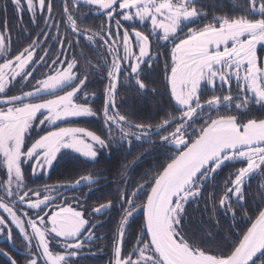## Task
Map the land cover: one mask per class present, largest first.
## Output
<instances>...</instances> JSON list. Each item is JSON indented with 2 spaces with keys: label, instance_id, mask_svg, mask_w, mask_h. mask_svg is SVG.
I'll return each mask as SVG.
<instances>
[{
  "label": "snow or ice",
  "instance_id": "obj_1",
  "mask_svg": "<svg viewBox=\"0 0 264 264\" xmlns=\"http://www.w3.org/2000/svg\"><path fill=\"white\" fill-rule=\"evenodd\" d=\"M231 2V13L216 14L213 4L210 14L202 0H62L58 22L54 0H5L0 9V171L5 174L0 180V238L15 244L16 230L23 264H77L85 248L91 253L92 245L102 239L88 216L111 215L112 209L119 219L108 264H264V207L254 219L244 209L250 226L231 243L211 232L197 235L188 226V205L199 203L208 182L225 167L233 171L218 209L231 213L233 220V204L244 208L246 182L257 174L264 179V67L258 63V45H264V0ZM81 4L103 14L107 22L82 28L83 20L78 23L76 16ZM9 7L19 29L14 54ZM25 14L40 29L35 38ZM50 40L54 46L45 48ZM161 57L171 110L158 122L137 121L121 112L119 88L144 95L145 74ZM41 68L45 72L37 78ZM97 75L107 80L100 110L107 136L77 126L30 136L33 128L98 116L100 111L90 103L95 93L86 90ZM18 84L22 87L12 93ZM209 90L212 94L205 99ZM133 142L148 147L114 166L120 177L115 181L118 199L92 206L87 215L79 199L73 197L81 206L78 210L61 196L85 186L91 190L104 178L100 172L111 168L45 184L46 194L28 187L26 164L33 175H47L68 161L96 163L102 149L124 148L127 156ZM160 149L166 159L129 182L144 158ZM259 188L264 200V183ZM208 200L214 215L215 186ZM140 212L142 221L132 235L129 229ZM0 255L20 264L3 248Z\"/></svg>",
  "mask_w": 264,
  "mask_h": 264
},
{
  "label": "trees",
  "instance_id": "obj_2",
  "mask_svg": "<svg viewBox=\"0 0 264 264\" xmlns=\"http://www.w3.org/2000/svg\"><path fill=\"white\" fill-rule=\"evenodd\" d=\"M62 0H54L56 4V9L54 10L55 20L62 22ZM202 2L207 6V10L210 14L213 12V4H215V13L224 14L231 13L233 10V4L231 0H202ZM5 0H0V9L3 8ZM71 4V0H69ZM84 14L81 16V14ZM235 14H239L238 12ZM76 16L79 17L78 23L80 20H83L81 27L87 26H96L99 27L102 23L107 22V18L103 14H95V11L89 12L86 5L81 4L79 11L76 12ZM4 21V14L0 12V27H2ZM24 22L29 27L30 35L35 38L37 33L40 31L39 28L33 26L29 20L27 14L24 16ZM8 24L12 32V41H13V54L15 53L16 48L19 46L17 41V34L19 29L17 28V20L15 14L13 13L11 7L8 10ZM41 24L43 21L41 20ZM126 24V23H125ZM54 34V28L51 29ZM65 28L61 23L60 32L63 34ZM39 39L43 41L44 37L40 36ZM51 41V40H50ZM48 44H45L44 47L54 46L51 41ZM164 51V49H160ZM71 54V53H70ZM146 81L148 82V91L144 95H138L135 90L126 89L125 87L119 88V94L117 97V103L121 106L120 110L122 113H127L132 116L137 121L145 122H158L162 117L164 111H170L168 97L164 94V61L161 57L160 61L154 64V69L150 73H146ZM106 76V73H105ZM123 82V77H121V83ZM107 83L106 79H102L99 75L95 76L92 81L89 83L88 88L86 89L90 94L95 93V98L93 99L90 95L91 106L100 111L103 106V91L105 84ZM155 87L157 92L154 94L151 89ZM234 88V87H233ZM212 92L209 90L205 95V99L210 96ZM81 99L83 98V93L80 94ZM57 126H77L85 127L88 130L95 131L102 136H107L108 132L104 127L102 111L100 114L95 117H81L71 119L70 121H63ZM41 131L35 132L33 129L30 132L32 138H36ZM46 131V130H45ZM40 132V133H39ZM158 139V137L156 138ZM148 146L140 145L137 142H133L131 152L127 156L125 155V149L120 148H108L107 151H102L99 157L98 162L96 163H87L80 165L72 161L64 162L56 165L49 174L34 176L31 172L30 167H25V176L27 179L28 187L32 189H40L43 193V186L54 185L58 182H63L67 179H76L79 175L87 174L88 172H100L101 169L111 168L110 171H102L100 175L104 177L100 179L99 184L92 186L91 190L88 186L83 187L78 191H70L63 195L67 197V202L72 201L73 197H76L82 202L83 208L86 211V215L91 212V207L95 206L98 203H103L107 199H118L117 194V184L116 180L120 179L118 175L115 174V165H118L121 162L131 161L134 157L144 151ZM163 149L153 152L151 155H148L144 158V161L129 177V182L132 180H139L140 174L150 165L159 164L163 162L166 157L162 155ZM237 164L235 167H239ZM71 170L72 174L69 177L68 173ZM233 171L232 166L225 167L223 170L219 171L215 178L208 182L204 195L200 198L199 203H192L188 205V217H189V227L192 231L196 232L197 235L203 232H211L217 240L222 241L223 238L227 237L229 243H231L232 238H235L241 231L246 230L250 226V219L243 215L244 209H247L251 218L254 219L255 214L259 207H264V200H262V190L259 186L261 183H264V179L260 177L259 174L249 179L245 186V201L244 208H239L236 204H233V207L237 208L236 219L233 220L231 213L225 215L224 211L218 209V200L219 196L222 194L225 181L229 178V173ZM123 187V183L120 185ZM213 186H215L216 199H217V210L213 215V209L211 202L208 200V195L212 191ZM135 187V184L132 185ZM62 197V196H61ZM76 204V203H75ZM78 208L81 206L76 204ZM26 209V208H25ZM24 209V210H25ZM32 213L31 210L28 211ZM93 224H96L95 235L97 237H102V239L96 240L92 245L91 253L88 251L87 247L82 254V258L77 261V264H108V260L111 253V240L114 234L116 222L119 219V216L116 213V209L111 210V215L103 216H88ZM143 214L140 212L137 215L135 222L132 224V227L129 229V232L134 235L140 222L142 221ZM97 221L99 223L97 224ZM130 246V245H129ZM0 248L8 251L15 259H17L20 264H23L24 256L23 251H20L14 248L9 242L5 240H0ZM0 264H10L8 259L3 255H0Z\"/></svg>",
  "mask_w": 264,
  "mask_h": 264
},
{
  "label": "rangeland",
  "instance_id": "obj_3",
  "mask_svg": "<svg viewBox=\"0 0 264 264\" xmlns=\"http://www.w3.org/2000/svg\"><path fill=\"white\" fill-rule=\"evenodd\" d=\"M124 23H126V25L128 24V23H130V22H124ZM114 25H115V21H113V30H115V27H114ZM130 30V29H129ZM185 31H186V29H185ZM55 32H56V29L54 28V34H55ZM134 39V38H133ZM51 42V41H50ZM47 47H49V45L48 46H46L45 48H47ZM263 51H264V45H258V63L261 65V59H262V55H263ZM43 53L41 52V55H42ZM69 58H71V54H69ZM45 72V69H43V68H41L38 72H36L35 73V76L37 77V78H42V73H44ZM33 83H34V81H33ZM22 86L21 85H16L13 89H12V93H17V91H18V89H20ZM233 90H235V83L233 82ZM24 90H29V89H24ZM219 94V93H218ZM73 119H75V118H73ZM63 121H59V122H57V124L59 125L60 123H62ZM37 123H38V121H37ZM57 124L56 125H52V126H49V125H45V126H42V127H40V128H33V129H35V132H38V131H41L40 129H43L44 131H42L39 135H43L46 131H48V130H54L55 129V127H58L57 126ZM59 127H62V126H59ZM32 129V130H33ZM31 130V131H32ZM46 130V131H45ZM38 135V136H39ZM38 136L36 137V138H38ZM33 139H35V138H33ZM102 151H107V149H102L101 150V152ZM26 166H28V167H30V165H25L24 167H26ZM30 169H31V167H30ZM32 172V171H31ZM39 175H44V174H40L39 172L36 174V175H34V176H39ZM5 178V174H4V172L3 171H0V180H3ZM44 194H46V193H44ZM64 199V197L62 196L61 197V201ZM60 201H57V203H59ZM69 204H72L74 207H77L76 206V202L74 201V200H72V201H69L68 202ZM78 208V207H77ZM80 208H78V210H79ZM25 211H29L28 209H25ZM0 212H2V210H0ZM30 215L32 214V213H29ZM6 215V214H5ZM13 235H14V237L16 238V240H15V244H11V243H9V244H11L14 248H16V249H18V250H20V251H23V245H22V242H21V240H20V237H19V235H18V233L16 232V230L13 228ZM0 240H5V241H7L5 238H0ZM8 242V241H7Z\"/></svg>",
  "mask_w": 264,
  "mask_h": 264
},
{
  "label": "water",
  "instance_id": "obj_4",
  "mask_svg": "<svg viewBox=\"0 0 264 264\" xmlns=\"http://www.w3.org/2000/svg\"><path fill=\"white\" fill-rule=\"evenodd\" d=\"M261 66L264 67V51H263V55H262V59H261Z\"/></svg>",
  "mask_w": 264,
  "mask_h": 264
}]
</instances>
